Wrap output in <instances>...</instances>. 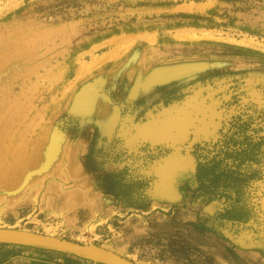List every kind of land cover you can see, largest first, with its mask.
I'll list each match as a JSON object with an SVG mask.
<instances>
[{
  "label": "rangeland",
  "instance_id": "1",
  "mask_svg": "<svg viewBox=\"0 0 264 264\" xmlns=\"http://www.w3.org/2000/svg\"><path fill=\"white\" fill-rule=\"evenodd\" d=\"M0 132V229L264 264V0H0Z\"/></svg>",
  "mask_w": 264,
  "mask_h": 264
},
{
  "label": "water",
  "instance_id": "2",
  "mask_svg": "<svg viewBox=\"0 0 264 264\" xmlns=\"http://www.w3.org/2000/svg\"><path fill=\"white\" fill-rule=\"evenodd\" d=\"M0 244L45 248L70 253L105 264H135L97 246L73 243L19 230L0 229Z\"/></svg>",
  "mask_w": 264,
  "mask_h": 264
},
{
  "label": "trees",
  "instance_id": "3",
  "mask_svg": "<svg viewBox=\"0 0 264 264\" xmlns=\"http://www.w3.org/2000/svg\"><path fill=\"white\" fill-rule=\"evenodd\" d=\"M246 154H248V155L245 157H248V159H250L248 161L255 160L257 155H258L255 153L254 150H251L249 153H246ZM241 161L244 162L245 161L244 158ZM213 172H214V170H211L206 164L199 163V168H198V172H197V176H198L199 180H202L203 178L208 179L209 174L213 173Z\"/></svg>",
  "mask_w": 264,
  "mask_h": 264
},
{
  "label": "bare ground",
  "instance_id": "4",
  "mask_svg": "<svg viewBox=\"0 0 264 264\" xmlns=\"http://www.w3.org/2000/svg\"><path fill=\"white\" fill-rule=\"evenodd\" d=\"M163 123L162 122H160V123H158V124H156L157 126H161ZM1 133V132H0ZM50 146V148H49V150L47 149V150H45V151H43L42 152V154L41 155H43V156H48L49 154H50V150H51V148H52V145H49ZM50 151V152H49ZM41 153V152H40Z\"/></svg>",
  "mask_w": 264,
  "mask_h": 264
}]
</instances>
